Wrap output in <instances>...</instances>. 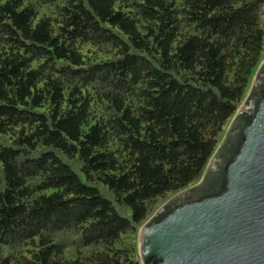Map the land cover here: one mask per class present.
Listing matches in <instances>:
<instances>
[{"label":"trees","instance_id":"trees-1","mask_svg":"<svg viewBox=\"0 0 264 264\" xmlns=\"http://www.w3.org/2000/svg\"><path fill=\"white\" fill-rule=\"evenodd\" d=\"M264 62V0H0V264H142Z\"/></svg>","mask_w":264,"mask_h":264},{"label":"water","instance_id":"water-1","mask_svg":"<svg viewBox=\"0 0 264 264\" xmlns=\"http://www.w3.org/2000/svg\"><path fill=\"white\" fill-rule=\"evenodd\" d=\"M142 264H264V62L203 179L139 234Z\"/></svg>","mask_w":264,"mask_h":264},{"label":"rangeland","instance_id":"rangeland-1","mask_svg":"<svg viewBox=\"0 0 264 264\" xmlns=\"http://www.w3.org/2000/svg\"><path fill=\"white\" fill-rule=\"evenodd\" d=\"M255 79H256V76H255V78L253 79V83H254ZM253 83H252V85H253ZM251 88H252V86H251Z\"/></svg>","mask_w":264,"mask_h":264}]
</instances>
